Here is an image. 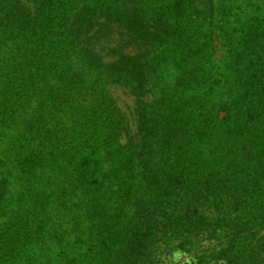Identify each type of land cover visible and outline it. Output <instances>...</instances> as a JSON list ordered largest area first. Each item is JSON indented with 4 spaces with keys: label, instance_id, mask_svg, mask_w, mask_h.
I'll return each instance as SVG.
<instances>
[{
    "label": "trees",
    "instance_id": "1",
    "mask_svg": "<svg viewBox=\"0 0 264 264\" xmlns=\"http://www.w3.org/2000/svg\"><path fill=\"white\" fill-rule=\"evenodd\" d=\"M172 247L264 264V0H0V264Z\"/></svg>",
    "mask_w": 264,
    "mask_h": 264
},
{
    "label": "rangeland",
    "instance_id": "2",
    "mask_svg": "<svg viewBox=\"0 0 264 264\" xmlns=\"http://www.w3.org/2000/svg\"><path fill=\"white\" fill-rule=\"evenodd\" d=\"M111 92L117 99V103L121 110L129 117L130 122L133 121V110L135 97L125 88L119 86H112ZM135 127V126H134ZM168 257L175 264H188L193 260V252L186 251L184 248L172 247L170 252H168Z\"/></svg>",
    "mask_w": 264,
    "mask_h": 264
}]
</instances>
